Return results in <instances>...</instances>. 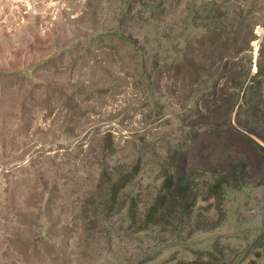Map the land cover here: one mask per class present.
I'll use <instances>...</instances> for the list:
<instances>
[{"label":"rangeland","instance_id":"rangeland-1","mask_svg":"<svg viewBox=\"0 0 264 264\" xmlns=\"http://www.w3.org/2000/svg\"><path fill=\"white\" fill-rule=\"evenodd\" d=\"M0 264H264V0H0Z\"/></svg>","mask_w":264,"mask_h":264},{"label":"trees","instance_id":"trees-1","mask_svg":"<svg viewBox=\"0 0 264 264\" xmlns=\"http://www.w3.org/2000/svg\"><path fill=\"white\" fill-rule=\"evenodd\" d=\"M256 147H259L258 144L255 143ZM192 177H180L178 179V183L176 184V187L172 191H170L168 194L165 195L166 197V202L170 203V206L167 209V213L174 214L176 217L181 218L183 216V201L185 200V195L187 194V188L190 185ZM189 194H187L188 196ZM187 198V197H186ZM160 209L156 206H153L151 208V212L149 213L150 219L152 222L153 217L155 214L158 213Z\"/></svg>","mask_w":264,"mask_h":264}]
</instances>
